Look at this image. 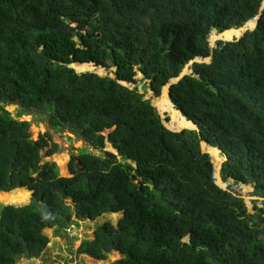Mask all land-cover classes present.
<instances>
[{
    "label": "trees",
    "instance_id": "trees-1",
    "mask_svg": "<svg viewBox=\"0 0 264 264\" xmlns=\"http://www.w3.org/2000/svg\"><path fill=\"white\" fill-rule=\"evenodd\" d=\"M263 5L0 0V194L31 193L0 209V264L41 256L45 230L120 213L78 253H119L110 264H264ZM33 113L103 154L81 148L61 175L42 162L60 149L53 134L35 139L20 120ZM183 118L199 131L182 129ZM202 142L224 159L226 189ZM244 185L261 200L235 191Z\"/></svg>",
    "mask_w": 264,
    "mask_h": 264
},
{
    "label": "rangeland",
    "instance_id": "rangeland-1",
    "mask_svg": "<svg viewBox=\"0 0 264 264\" xmlns=\"http://www.w3.org/2000/svg\"><path fill=\"white\" fill-rule=\"evenodd\" d=\"M219 37H215L213 46ZM14 116H19L21 107L18 105H12L7 107ZM173 113V112H172ZM25 121L31 122L33 137L36 139L40 133L49 132L53 134L55 142L59 144V151L52 156H45L44 161H55L58 164L59 173L61 175H70L68 162L72 153L78 152L79 149L84 148L90 150L96 154H103V151L94 149L83 137L74 134L71 130L54 129L48 125L44 118L38 113L23 114L21 116ZM20 118V119H21ZM105 149H110L109 145H106ZM238 194L248 197L252 200H261L255 196H252L251 190L247 187L235 188ZM31 193L20 192L18 194H0V209L7 205L24 206L30 203ZM67 204L74 208V202L69 199ZM262 206V204H260ZM122 218V213L118 215L104 214L95 221L94 224H90L87 221H80L74 218L72 223L67 229L57 231L54 229L45 230V234L49 237V244L44 252L38 258L28 259L23 256H19L16 264H110L114 260L120 258L121 255L117 252H111L104 262L95 259L89 255H82L78 253V249L84 241L93 240L95 231L98 227L106 222L111 223L113 226H117L119 220Z\"/></svg>",
    "mask_w": 264,
    "mask_h": 264
},
{
    "label": "water",
    "instance_id": "water-1",
    "mask_svg": "<svg viewBox=\"0 0 264 264\" xmlns=\"http://www.w3.org/2000/svg\"><path fill=\"white\" fill-rule=\"evenodd\" d=\"M262 9H264V5H263V8H262ZM261 15H262V14H261ZM261 15H260V16H261ZM254 22H255V26H257V25H258V20L254 21ZM252 23H253V22H252ZM250 28H251V27H250V24H249L248 26H246V27H244V28H242V29H240V30L246 32V31H248ZM209 59H210V58L206 59V61L209 60ZM71 66H74V65H71ZM181 77H182V75L178 76V77L175 78V79H171V80L166 84V92H168L170 86H171L173 83L178 82V81L181 79ZM164 93H165V92H164ZM167 98H168V100L170 101V99H169V97H168V94H167ZM165 112H166V110H165V108L163 107V105L161 104V107H160V115H161L162 121H163V123H164V125H165V128H167V129L170 130V131H174V132H175L174 127H173V126H170V125L166 122V120H165ZM183 119H185V118H183ZM20 120H21V121H25L23 118H21ZM177 121H178V119L176 120V122H177ZM185 121H186V123L191 124V126H190V127H186V128H182V129H190V130L196 129V130L199 131V127H198L194 122H192V121H187L186 119H185ZM178 122H179V121H178ZM202 149H203V152L210 153V154L214 157V159H215V161H216V163H217V165H218V176H217V177H218V185H219L221 188L226 189V187H225V185H224V180H223V177H222V167H223L224 159L221 157V155L219 154V152L217 153V152H215V151L209 150V149L206 147V145H205L204 142H202ZM88 152L91 153L92 151L88 150ZM243 187L247 188V186H245V185H244Z\"/></svg>",
    "mask_w": 264,
    "mask_h": 264
},
{
    "label": "bare ground",
    "instance_id": "bare-ground-1",
    "mask_svg": "<svg viewBox=\"0 0 264 264\" xmlns=\"http://www.w3.org/2000/svg\"><path fill=\"white\" fill-rule=\"evenodd\" d=\"M253 25H250V27H252ZM238 34H241L242 32H244V31H242V30H238V31H236ZM189 125H191V124H189V123H183V128H186V127H188ZM213 151V150H212Z\"/></svg>",
    "mask_w": 264,
    "mask_h": 264
},
{
    "label": "built area",
    "instance_id": "built-area-1",
    "mask_svg": "<svg viewBox=\"0 0 264 264\" xmlns=\"http://www.w3.org/2000/svg\"><path fill=\"white\" fill-rule=\"evenodd\" d=\"M261 238H262V240H263V243H264V233L262 234V237H261Z\"/></svg>",
    "mask_w": 264,
    "mask_h": 264
}]
</instances>
